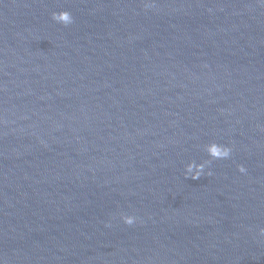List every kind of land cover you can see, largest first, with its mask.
<instances>
[{"label": "water", "instance_id": "water-1", "mask_svg": "<svg viewBox=\"0 0 264 264\" xmlns=\"http://www.w3.org/2000/svg\"><path fill=\"white\" fill-rule=\"evenodd\" d=\"M0 264H264V0H0Z\"/></svg>", "mask_w": 264, "mask_h": 264}]
</instances>
